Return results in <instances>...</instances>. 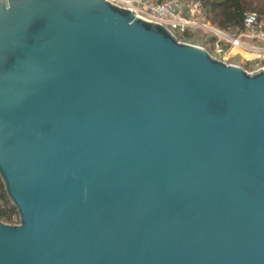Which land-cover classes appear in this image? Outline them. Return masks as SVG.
I'll return each mask as SVG.
<instances>
[{
  "label": "water",
  "instance_id": "obj_1",
  "mask_svg": "<svg viewBox=\"0 0 264 264\" xmlns=\"http://www.w3.org/2000/svg\"><path fill=\"white\" fill-rule=\"evenodd\" d=\"M0 264H264V68L107 0H0Z\"/></svg>",
  "mask_w": 264,
  "mask_h": 264
},
{
  "label": "built area",
  "instance_id": "obj_2",
  "mask_svg": "<svg viewBox=\"0 0 264 264\" xmlns=\"http://www.w3.org/2000/svg\"><path fill=\"white\" fill-rule=\"evenodd\" d=\"M126 8L141 18L164 26L179 41L184 34H194L197 30L210 32L214 41L211 56L227 64L242 67L251 73L264 68V23L256 12H247L241 29L224 31L213 26L207 19L201 4L191 0H107ZM239 57L252 68L232 62ZM19 223L17 220L13 224Z\"/></svg>",
  "mask_w": 264,
  "mask_h": 264
},
{
  "label": "trees",
  "instance_id": "obj_3",
  "mask_svg": "<svg viewBox=\"0 0 264 264\" xmlns=\"http://www.w3.org/2000/svg\"><path fill=\"white\" fill-rule=\"evenodd\" d=\"M201 7L210 23L224 31H234L242 28L247 12H256L264 23L263 0H195ZM185 41V40H183ZM188 42V41H185ZM16 218L13 219V217ZM19 216L16 208L8 198L3 182L0 179V221L13 224Z\"/></svg>",
  "mask_w": 264,
  "mask_h": 264
},
{
  "label": "rangeland",
  "instance_id": "obj_4",
  "mask_svg": "<svg viewBox=\"0 0 264 264\" xmlns=\"http://www.w3.org/2000/svg\"><path fill=\"white\" fill-rule=\"evenodd\" d=\"M195 1V0H191ZM264 1V0H263ZM261 5L264 8V2H261ZM182 40L188 41L187 43L195 44V45H202L204 46L210 53L214 54V37L213 35L206 31V30H197L194 34L186 33L181 38ZM232 62L238 63L243 65L247 68H252L250 63H244L239 57H234L231 60ZM16 216L13 217V219Z\"/></svg>",
  "mask_w": 264,
  "mask_h": 264
}]
</instances>
